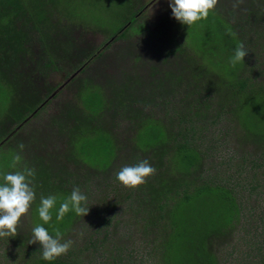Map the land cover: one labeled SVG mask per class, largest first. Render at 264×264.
<instances>
[{"label":"trees","instance_id":"obj_1","mask_svg":"<svg viewBox=\"0 0 264 264\" xmlns=\"http://www.w3.org/2000/svg\"><path fill=\"white\" fill-rule=\"evenodd\" d=\"M55 1L0 0V183L5 173L34 169L35 176L29 179L36 194L29 210L32 221L22 218L15 237L0 238V264H219L210 251L213 243L225 241L238 230L257 245L254 264H264V237L260 243L256 238L259 231L264 234V216L254 218L249 227L240 220L244 211H256L255 205L248 206V196L264 194V0H242L237 7L232 0L228 7L215 8L223 20L219 32L234 49L242 42L248 50L244 62L224 68L219 77L203 60L205 48L190 42L189 26L177 21L172 12L166 17L171 22L168 29L145 30L154 40H165L159 43L158 56L170 62L161 71L153 67L154 82L146 89L138 88L139 83L137 87L129 76L113 85L107 99L109 111L117 121L128 118L136 126L127 144L129 155L115 165L117 145L100 126L106 107L104 91L97 84H87L83 75L110 43L146 27L138 20L147 3L131 9L132 0H114V6L123 4L129 11L123 25L109 34V43L102 47L74 52L66 41H59V25L77 15L80 5L93 9L98 5L74 0L64 15L54 8ZM92 16L101 21L96 13ZM81 18L68 19L84 22ZM64 30L61 34L66 35ZM78 69L65 83H82L76 93L81 105L62 103L50 122L33 124L65 85H51L50 74L59 71L68 78ZM245 100L255 102H251L255 110L251 116L243 107ZM156 110L168 123L154 117ZM50 130L60 138L68 132L64 151L48 135ZM107 135L114 143L109 166L120 185L114 188L116 198L94 208L86 205L89 216L69 211L63 220L54 221L60 223L57 228L38 224L34 213L41 196H56L59 207L78 187L88 199L89 182L97 175L92 167L105 171L109 166L87 163L83 156L87 144L81 140H109ZM221 146L227 160L214 162L213 153ZM15 154L22 159L13 168ZM142 160L155 173L134 190L123 187L116 173ZM72 163L83 167L75 171ZM261 170L260 179L255 174ZM36 225L52 235L59 230L62 242L73 241L67 254L53 261L42 259L40 245L29 244ZM74 225L80 232L72 238Z\"/></svg>","mask_w":264,"mask_h":264},{"label":"rangeland","instance_id":"obj_2","mask_svg":"<svg viewBox=\"0 0 264 264\" xmlns=\"http://www.w3.org/2000/svg\"><path fill=\"white\" fill-rule=\"evenodd\" d=\"M71 1L72 0H56L55 3H53L54 8L65 15L70 9V4L75 2L74 0L72 2ZM81 1H85V3L88 5H91L92 3L96 4L98 5V8L93 9L92 7H81L80 5L76 11L77 15H71L68 18L73 19L74 16H80V18L82 17L81 20L84 22L79 21L73 23L67 18L68 20H63L61 25L58 27L60 30V37L58 38L59 41H66V43L70 46V51L74 52L80 48L89 51L99 46L102 47V45L106 42L109 43V34L122 26L124 16L126 17L129 15V11L127 12V10H125L126 8H124L123 4L120 6H114V0H76L77 3H81ZM132 1L131 9H136L140 4L147 3L144 14H140L141 17H139L140 15L138 16V22L146 23V27L138 32L129 31L124 37H121L120 39L110 43V46L104 50L99 60L91 66V69L88 71V73L83 75L84 80H87V84H97L101 86L102 90L104 91L103 94L104 98L106 99V107L101 113L102 118L100 126L104 128V131L111 133L117 145L115 153L117 157L113 160L112 165L118 164L121 158V160L127 158L129 155L127 144L134 136L136 131V126L134 127L128 118H121L117 121V118L113 117V112L109 111L107 106L110 104V100L107 99L112 95L113 85L116 83L119 84L122 79L129 76L131 77L130 81L136 82L137 87V83H139L138 88L146 89L149 83L154 82L153 77L151 79V71L153 72V67H156L159 71H161L163 69H167V66L169 65L165 64L170 62V60L160 61V57L158 56V51L161 47V44L159 43L165 42V40L162 41L163 38H161V41L159 39L154 40V37H150L145 34V30L147 28L150 31L157 29H168V24L171 22L166 21V17H168L167 14L172 12L170 0ZM231 3L232 0H219L217 6L219 5L224 8L230 6ZM94 12L98 15V18L101 20L100 22L93 18L92 15L95 14ZM91 20L94 21L95 24H92ZM222 24L223 20L218 14L212 11L210 12L207 19L201 20L194 24L191 29L189 28L191 30L189 37L190 42L193 45L198 44L202 49L205 48L203 60L206 61L207 66L216 72L218 77L220 72L224 71V68H229L232 66L230 60L233 57L235 51L230 41L226 40V37L222 35L217 29ZM62 28L65 29L63 33L67 32L66 35L61 34ZM216 31L220 35H215ZM235 41L238 43L237 38H235ZM213 48L215 49V53ZM162 49L165 50L164 46ZM67 55L68 53H66V56ZM75 62L77 61L72 60L73 64ZM48 78H51V85L60 84L57 88H60L63 83L70 80V76L68 78H64L62 76V72L59 71L51 73ZM134 78L136 80H134ZM79 84L82 83L73 81L67 85L65 83L66 86L64 85L62 87V92L56 98L51 100L47 106H45L44 111H42L37 118L32 120L33 124H42L43 122L46 123L48 121L50 122V118L52 119L54 116H56L55 112L62 103L72 102L74 104L81 105L80 99H76V93L80 89ZM138 88L136 89V92H138ZM45 91L46 90L44 89L41 93L44 94ZM34 92V90L31 91V93ZM85 95L88 96L87 93H85ZM95 96L96 95L94 94L93 97ZM245 101L246 102H244L243 107H246L245 112L251 116L252 112L255 111L251 104L255 102L253 100ZM2 103L3 96L0 92V104ZM160 112L156 110L154 117L160 119L162 122L165 121L168 123V121L164 119V117L161 115L162 113L160 114ZM48 135L51 136L53 140H57L60 146V151L64 149L66 143L68 142V132L67 134L62 135V138L53 135L51 130ZM229 136L231 138L233 135L230 134ZM108 138L109 140L102 139L99 141L96 140V138L91 139V137L89 140H81V143L86 142L87 144V146L84 144V149L87 148V150L83 153L84 159L87 163L90 165L97 164L102 167L109 166L111 158L114 155L112 147L114 143L112 144V139L109 136ZM227 154L228 153L224 152L221 146L218 148L217 152L214 151L213 153V156H215L214 162L221 160H224L225 162L227 160ZM73 165L74 163H72V167L75 171H77L79 167H83L81 164L79 166V163H76L75 166ZM112 165L109 166L105 171L99 167H92L94 169L93 171L97 172V175L89 182L90 187L87 189L91 190V194L87 199V206L89 208L90 206L94 208L97 204H100L101 201H104L103 204H109L112 202V198H116L114 188L115 186L119 187L120 185H118L114 179L115 174L112 171ZM262 170L255 174L260 179L263 176ZM248 199V206H251V204L255 205L256 211L253 214H248V212L246 213L244 211V215L240 220L243 221L247 227H249V225L254 222V218L257 219V217L264 216L262 213V208L264 206V194L254 198H251V195H249ZM58 202L59 199H57V203ZM39 206L40 205L37 206L34 213L36 215L38 224L43 223L38 215ZM58 209L59 207L55 206L51 210L52 220L49 222L50 225L56 226V228L60 226V223L56 224L54 222H59L56 219ZM123 215L125 216L126 214ZM87 216H89V214ZM23 218L27 221H32L30 212H28ZM255 226L256 225L253 227ZM70 231V237L72 238L75 234L77 235L78 232H80V230H78V226L76 225L71 226ZM260 232L261 231L258 232L256 237L258 243H260L261 238L264 237V234L261 236ZM254 242L252 243L250 240L249 234H245V231L238 230V233H234L232 237H228L225 241H220L219 243L214 242L210 251L214 253L219 264H254L255 261L258 260V256L256 254L257 245H255Z\"/></svg>","mask_w":264,"mask_h":264},{"label":"clouds","instance_id":"obj_3","mask_svg":"<svg viewBox=\"0 0 264 264\" xmlns=\"http://www.w3.org/2000/svg\"><path fill=\"white\" fill-rule=\"evenodd\" d=\"M219 0H170L173 17L183 25L191 27L201 20L208 18L214 11ZM242 0H236L237 7ZM248 50L240 42L230 60L233 67L244 62ZM19 148L23 150L24 145ZM21 156L15 154L11 167L15 168L21 161ZM155 173V169L147 160H142L134 166H124L116 173V180L128 189H136L146 182V179ZM35 176V170L25 167L23 171L8 172L3 174L0 183V238L15 237L21 219L29 212L36 198L30 177ZM56 196H41L38 215L43 224H49L52 220L51 210L56 206ZM87 196L78 187H74L70 196L60 203L56 219L63 220L65 214L74 211L77 216L85 217L89 213ZM63 237L59 230L55 235L49 233L43 225H36L32 229V237L29 244H39L42 249V259L53 261L67 254L73 241L62 242Z\"/></svg>","mask_w":264,"mask_h":264},{"label":"water","instance_id":"obj_4","mask_svg":"<svg viewBox=\"0 0 264 264\" xmlns=\"http://www.w3.org/2000/svg\"><path fill=\"white\" fill-rule=\"evenodd\" d=\"M79 72V69L77 70V71H75L71 76H70V78L69 79H71L76 73H78ZM65 83H63L61 86H63Z\"/></svg>","mask_w":264,"mask_h":264}]
</instances>
